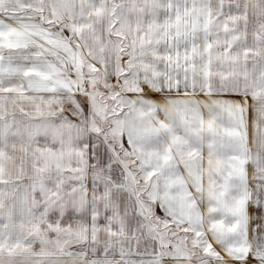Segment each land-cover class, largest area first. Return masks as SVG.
<instances>
[{
    "label": "snow or ice",
    "instance_id": "obj_1",
    "mask_svg": "<svg viewBox=\"0 0 264 264\" xmlns=\"http://www.w3.org/2000/svg\"><path fill=\"white\" fill-rule=\"evenodd\" d=\"M0 264H264V0H0Z\"/></svg>",
    "mask_w": 264,
    "mask_h": 264
}]
</instances>
